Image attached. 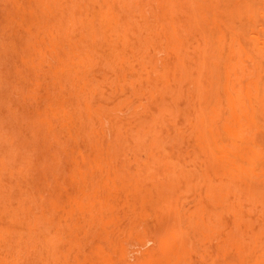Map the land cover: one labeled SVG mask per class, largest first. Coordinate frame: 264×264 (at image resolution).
Wrapping results in <instances>:
<instances>
[{"label":"rangeland","instance_id":"1","mask_svg":"<svg viewBox=\"0 0 264 264\" xmlns=\"http://www.w3.org/2000/svg\"><path fill=\"white\" fill-rule=\"evenodd\" d=\"M239 3L127 0L157 32L147 49L130 37L124 62L101 70L124 92L99 97V144L83 150L102 160L94 186L111 194L102 209L114 222L113 264H264V118L247 95L264 106V53L254 49L264 42V0H249L255 13L242 24ZM239 45L263 68L235 57ZM5 85L0 78L8 99Z\"/></svg>","mask_w":264,"mask_h":264},{"label":"bare ground","instance_id":"2","mask_svg":"<svg viewBox=\"0 0 264 264\" xmlns=\"http://www.w3.org/2000/svg\"><path fill=\"white\" fill-rule=\"evenodd\" d=\"M239 4L242 24L255 12L249 0ZM0 13V78L8 93L0 95V264H113L114 222L102 209L111 194L94 186L102 160L83 150L99 144V97L124 92L118 78L101 70L124 62L120 56L135 34L147 49L157 29L142 12L129 11L127 0H0ZM215 34L221 43L220 28ZM254 49L264 53V42ZM254 55L242 45L235 53L263 68ZM130 84L140 89L136 79ZM247 95L260 101L264 118L259 93ZM102 150L95 149L99 159Z\"/></svg>","mask_w":264,"mask_h":264}]
</instances>
